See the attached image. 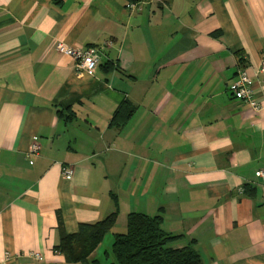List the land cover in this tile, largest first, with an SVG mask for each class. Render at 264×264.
I'll return each instance as SVG.
<instances>
[{"label": "crops", "instance_id": "0c3cea01", "mask_svg": "<svg viewBox=\"0 0 264 264\" xmlns=\"http://www.w3.org/2000/svg\"><path fill=\"white\" fill-rule=\"evenodd\" d=\"M129 5L0 0V264H81L57 253L61 230L115 212L90 261L116 263L137 212L203 264H264V0ZM61 42L99 50L95 74ZM242 69L260 112L229 93ZM124 103L136 110L113 127Z\"/></svg>", "mask_w": 264, "mask_h": 264}, {"label": "trees", "instance_id": "16d2710c", "mask_svg": "<svg viewBox=\"0 0 264 264\" xmlns=\"http://www.w3.org/2000/svg\"><path fill=\"white\" fill-rule=\"evenodd\" d=\"M135 4L143 0H125ZM215 36H218L215 34ZM108 69H113L108 67ZM136 108L129 103L119 107L111 125L122 128L133 116ZM62 112V111H60ZM70 117V116H69ZM117 212L95 224H82L74 235H67L61 230L60 242L56 247L68 263L101 264L90 261L91 254L114 228ZM161 216H148L133 212L128 215L127 232L116 234L112 252L115 264H203L201 255L196 249L195 241L181 249L170 245L179 239L166 233Z\"/></svg>", "mask_w": 264, "mask_h": 264}, {"label": "built area", "instance_id": "2783aa9c", "mask_svg": "<svg viewBox=\"0 0 264 264\" xmlns=\"http://www.w3.org/2000/svg\"><path fill=\"white\" fill-rule=\"evenodd\" d=\"M138 5L139 3L130 4L129 8L134 9ZM111 46L112 42L108 41L102 45V48ZM56 49L60 54L67 56L75 61L77 69L83 74L94 75L99 67L98 56L100 51L96 48L74 49L61 42L57 44ZM258 73L264 75V56L259 66ZM229 93L234 98L242 101L256 112H260L263 108V106L255 98L252 78L244 69L239 71L237 79L233 84L230 85ZM40 149L41 148L37 141V138H34L29 150V158H36L39 155ZM63 173L66 179L70 180L73 177L72 168H64ZM256 175L257 177L264 178V169L258 171ZM31 257L35 260H42L40 254H31Z\"/></svg>", "mask_w": 264, "mask_h": 264}]
</instances>
